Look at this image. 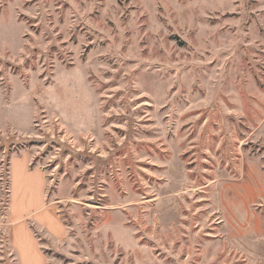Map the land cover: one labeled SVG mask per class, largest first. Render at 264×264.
<instances>
[{
	"label": "rangeland",
	"instance_id": "obj_1",
	"mask_svg": "<svg viewBox=\"0 0 264 264\" xmlns=\"http://www.w3.org/2000/svg\"><path fill=\"white\" fill-rule=\"evenodd\" d=\"M22 152L47 264H264V0H0V264Z\"/></svg>",
	"mask_w": 264,
	"mask_h": 264
},
{
	"label": "crops",
	"instance_id": "obj_2",
	"mask_svg": "<svg viewBox=\"0 0 264 264\" xmlns=\"http://www.w3.org/2000/svg\"><path fill=\"white\" fill-rule=\"evenodd\" d=\"M12 173V187H11ZM8 224L10 227V243L20 264H47L48 258L38 238L28 225L30 217L51 226L57 218L47 209V176L42 168L32 166L27 152L12 156L8 166ZM0 181V202L3 196ZM10 199L13 203L9 204ZM22 200L23 206L18 210L15 201ZM2 223L0 222V230ZM57 234L63 231L60 226L52 229Z\"/></svg>",
	"mask_w": 264,
	"mask_h": 264
},
{
	"label": "trees",
	"instance_id": "obj_3",
	"mask_svg": "<svg viewBox=\"0 0 264 264\" xmlns=\"http://www.w3.org/2000/svg\"><path fill=\"white\" fill-rule=\"evenodd\" d=\"M32 166H33V165H32ZM0 181H2V180H0ZM7 189L9 190V185H8Z\"/></svg>",
	"mask_w": 264,
	"mask_h": 264
}]
</instances>
